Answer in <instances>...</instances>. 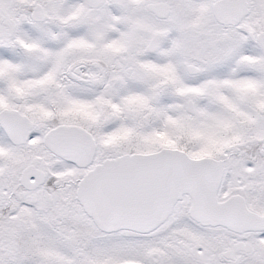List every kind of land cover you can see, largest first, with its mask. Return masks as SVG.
Listing matches in <instances>:
<instances>
[{
    "label": "snow or ice",
    "instance_id": "obj_1",
    "mask_svg": "<svg viewBox=\"0 0 264 264\" xmlns=\"http://www.w3.org/2000/svg\"><path fill=\"white\" fill-rule=\"evenodd\" d=\"M0 264H264V0H0Z\"/></svg>",
    "mask_w": 264,
    "mask_h": 264
}]
</instances>
